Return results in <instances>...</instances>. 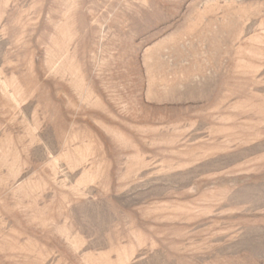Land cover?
<instances>
[{"label":"rangeland","instance_id":"374dc122","mask_svg":"<svg viewBox=\"0 0 264 264\" xmlns=\"http://www.w3.org/2000/svg\"><path fill=\"white\" fill-rule=\"evenodd\" d=\"M0 264H264V0H0Z\"/></svg>","mask_w":264,"mask_h":264}]
</instances>
